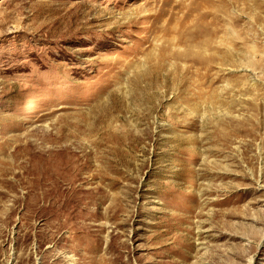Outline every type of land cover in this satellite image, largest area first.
<instances>
[{
  "label": "rangeland",
  "instance_id": "1",
  "mask_svg": "<svg viewBox=\"0 0 264 264\" xmlns=\"http://www.w3.org/2000/svg\"><path fill=\"white\" fill-rule=\"evenodd\" d=\"M264 264V0H0V264Z\"/></svg>",
  "mask_w": 264,
  "mask_h": 264
},
{
  "label": "bare ground",
  "instance_id": "2",
  "mask_svg": "<svg viewBox=\"0 0 264 264\" xmlns=\"http://www.w3.org/2000/svg\"><path fill=\"white\" fill-rule=\"evenodd\" d=\"M254 263H255V259L254 258L250 259L249 264H254Z\"/></svg>",
  "mask_w": 264,
  "mask_h": 264
}]
</instances>
